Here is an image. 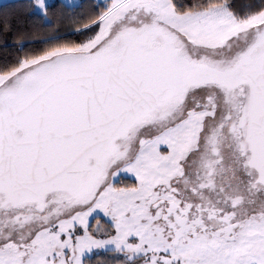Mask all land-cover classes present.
Listing matches in <instances>:
<instances>
[{
    "label": "snow or ice",
    "instance_id": "1",
    "mask_svg": "<svg viewBox=\"0 0 264 264\" xmlns=\"http://www.w3.org/2000/svg\"><path fill=\"white\" fill-rule=\"evenodd\" d=\"M0 264H264V0L0 2Z\"/></svg>",
    "mask_w": 264,
    "mask_h": 264
},
{
    "label": "trees",
    "instance_id": "2",
    "mask_svg": "<svg viewBox=\"0 0 264 264\" xmlns=\"http://www.w3.org/2000/svg\"><path fill=\"white\" fill-rule=\"evenodd\" d=\"M9 2H10V0L5 1V2H2V3L7 4V3H9ZM53 2H55V0H54Z\"/></svg>",
    "mask_w": 264,
    "mask_h": 264
},
{
    "label": "rangeland",
    "instance_id": "3",
    "mask_svg": "<svg viewBox=\"0 0 264 264\" xmlns=\"http://www.w3.org/2000/svg\"><path fill=\"white\" fill-rule=\"evenodd\" d=\"M5 1H8V0H0V2H5ZM54 1V0H53Z\"/></svg>",
    "mask_w": 264,
    "mask_h": 264
}]
</instances>
